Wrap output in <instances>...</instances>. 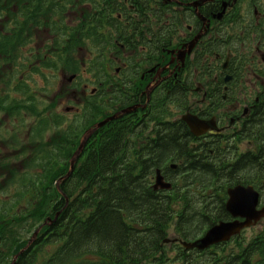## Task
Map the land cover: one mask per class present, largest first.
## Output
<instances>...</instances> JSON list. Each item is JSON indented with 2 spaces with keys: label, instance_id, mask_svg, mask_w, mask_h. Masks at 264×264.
<instances>
[{
  "label": "flooded vegetation",
  "instance_id": "flooded-vegetation-1",
  "mask_svg": "<svg viewBox=\"0 0 264 264\" xmlns=\"http://www.w3.org/2000/svg\"><path fill=\"white\" fill-rule=\"evenodd\" d=\"M117 1L112 19L103 23L98 45L91 35L84 48L72 34L75 12L62 16L66 28L73 30L53 33L40 19L46 1L27 0L26 40L50 35V47L46 41L29 46L33 50L27 58L37 62L30 59L27 68L35 71L49 64L61 69L59 50L70 44L71 62L89 75L87 84L77 86L76 73L61 74L59 100L72 105L66 112H84L87 106L90 116L80 134L75 129L70 148L77 147L96 123L129 109L87 135L84 147L115 121L129 122L135 132L151 138L158 136L159 123L165 121L182 141L175 152L190 149L198 173L191 167L180 170V157L169 167L154 169L149 182L155 181L156 170L166 182H264V0ZM76 52L82 54L80 59H75ZM72 82V87H81L71 88ZM184 118L198 125V134ZM262 187L264 193V183ZM0 264H10V257Z\"/></svg>",
  "mask_w": 264,
  "mask_h": 264
},
{
  "label": "trees",
  "instance_id": "trees-1",
  "mask_svg": "<svg viewBox=\"0 0 264 264\" xmlns=\"http://www.w3.org/2000/svg\"><path fill=\"white\" fill-rule=\"evenodd\" d=\"M45 1L40 19L45 20L46 27L53 33H56L54 28L59 30L57 33L61 32L59 24L62 25L65 12L76 13L77 26L72 34L79 36L77 44L84 48L91 38L98 45L105 32L103 23L107 18L112 19L118 6L117 0ZM29 6L27 0H0V20L3 18L6 22L10 19L12 26L7 32H0V37L4 38L0 39V70L6 69L2 78L7 76L0 83L4 85L10 81V65L13 64V69L20 65V44H24L29 31L23 18L29 13ZM39 7L36 5V9ZM69 48L70 44H66L59 50L61 65L67 64L66 69L71 65L77 69L70 57L66 59ZM2 95L0 92V109L10 117L11 106L5 107L7 96ZM18 107L29 108L15 104L12 110ZM48 117L43 116L42 125L34 130L40 132L39 129L48 125V120L53 121ZM62 133L59 130L53 138L50 137L51 148L68 146L69 151L74 150V146L70 148L72 139ZM181 143L177 131L165 121L159 123V133L155 138L135 132L129 122L108 124L98 139L83 148L71 174L58 187L56 181L67 171L66 159L69 160L71 153L64 154V162L58 165H61L58 172L48 171L50 175L46 182L23 183L16 190L18 195L28 194L29 197L25 199L24 209H10L16 212L5 215L9 219L7 222L0 219V261L9 256L11 264L13 256L28 242V238H23L26 229L42 226L32 245L12 264H161L168 258L164 253L166 246L171 248L175 261L184 262L190 253H197L204 264H264V226L250 241L237 236L229 243L218 244L202 252H186L179 244L165 243L170 238V230L178 240L190 241L218 221L228 220L229 215L224 208L225 188L237 184L181 182L173 184L171 192L153 191V182L148 180L154 169L162 168L164 164L169 167L170 162H176L180 157L184 159L180 170L191 167V171L198 173V164L190 155V149H180L181 154L175 152ZM195 176L198 181L200 176ZM36 177H41L40 173ZM193 183L201 192H182L183 185ZM263 183L249 182L256 188H263ZM28 210L32 213L27 217L17 213ZM47 218L55 219L44 224ZM46 245H55L56 249L39 261L38 253ZM92 255V261L83 258Z\"/></svg>",
  "mask_w": 264,
  "mask_h": 264
},
{
  "label": "rangeland",
  "instance_id": "rangeland-1",
  "mask_svg": "<svg viewBox=\"0 0 264 264\" xmlns=\"http://www.w3.org/2000/svg\"><path fill=\"white\" fill-rule=\"evenodd\" d=\"M61 20L63 23L62 25L59 24V28L63 32L67 29V24L63 17ZM0 23L1 33H5L12 28L10 19L3 22L2 18ZM54 31L57 33L59 30L54 28ZM49 37L48 32L46 38L39 35L34 41L24 40V44L22 42L20 48L18 47L19 54H21L20 65L16 69L14 68V71L12 70L13 64L10 66V81L7 85L0 83V92L7 96L4 102L5 107L11 106L10 117L6 114V111L0 109V219L3 220V223L9 220L5 217L7 213L16 212L10 211V209L15 207L24 209L25 199L29 195L17 194L16 190L20 189L21 184L35 181L46 182L50 175L48 171L58 172L59 167L64 162V154L67 156L68 153H73V150L69 151V148L63 146L59 147L60 149H52L50 137L53 138L54 134H57L59 130H65L62 135L71 139L76 128L80 130V134L90 121L89 113L86 111L87 108H85L87 106L84 107V112L81 110L74 113L66 112L65 108L72 105L66 100H59V95L63 91V88H61V74L70 75L76 73L77 78L74 84L77 86L88 83L89 75L87 70L82 71L79 63L75 62L76 66L79 64L78 69H74L71 65L68 71L66 69L67 64L63 65L61 69L59 65L54 69L49 68V64H46V68L37 67L35 71H31L29 67L27 68L31 60L32 62H37L35 57V60L33 58H30L31 60L28 59V51L33 50L29 46H40L46 41L45 46L50 47ZM0 39L4 40L2 37ZM65 56L67 60H69V57L73 59L72 54H66ZM81 56L82 54H79V52L75 53V59H80ZM4 70L6 69L0 70L1 81L7 77L2 78ZM72 86L73 82L70 84L71 88L81 87ZM15 104H23L24 106H29V108L18 107L12 110ZM80 108L81 105H79ZM45 115L49 116L48 118L53 121L48 120V125H44L42 130L39 129L40 132L34 130V128H39L42 125L43 116ZM86 121L87 123H85ZM66 160L68 162V159ZM59 164L61 165L58 166ZM41 168H44V170H41ZM38 173H40L41 177L37 178ZM174 183L179 185L181 182ZM197 188L195 183L188 186L183 185L182 192L187 191L192 192V194H198L201 189ZM258 189L261 190V204L263 205V188ZM17 213L27 217L32 211H17ZM262 228L263 222L246 229L241 233V236L246 241H250ZM34 229H26V233L23 236L24 240L30 237ZM168 236L172 238L175 237V234L170 230ZM55 249V245L44 246L37 256L39 261L51 255ZM170 249L168 246L165 247L164 253L168 258L161 264H204L200 254L197 253H190L188 260L184 262L181 260L175 261L173 259L174 253ZM83 258L84 260L92 261L93 255L84 256Z\"/></svg>",
  "mask_w": 264,
  "mask_h": 264
},
{
  "label": "water",
  "instance_id": "water-1",
  "mask_svg": "<svg viewBox=\"0 0 264 264\" xmlns=\"http://www.w3.org/2000/svg\"><path fill=\"white\" fill-rule=\"evenodd\" d=\"M72 78L73 76L69 77L68 81H70ZM127 111L128 110H122L121 113H124V112L126 113ZM116 117L117 115H114L96 124L95 128L88 131L87 135H90L91 132L94 131L96 128L103 126L106 122L111 121L115 119ZM184 120L190 126L191 131L194 134L199 133V131L197 130L198 125L196 123L192 122L188 118H184ZM87 135L83 137L77 150L73 153L70 159L69 170L61 179L57 181V186H58V182L67 178L70 175L73 169L74 163L76 162L78 156L80 155L81 149L85 143V139ZM170 188H171V184L168 182H163L162 178L160 177L157 171L156 180L153 185V189L154 190H157V189L169 190ZM226 192H227L228 198L225 203V209L231 215L233 220L221 221L211 226L202 235V237L194 240L193 242H181V245L186 250L196 248L197 250L201 251V250L209 248L210 246L214 244L227 242L232 237L238 235L243 229L254 225L261 218H264V207L257 209L259 194L256 190H254L252 186L237 185L235 187L228 188ZM57 216L58 214L55 216V218ZM54 219L51 220L50 218H47L44 224H48L47 221H50L51 223L54 221ZM40 228L41 227H39L38 229L34 231L32 238L28 242L27 246H29L31 242L36 238Z\"/></svg>",
  "mask_w": 264,
  "mask_h": 264
}]
</instances>
